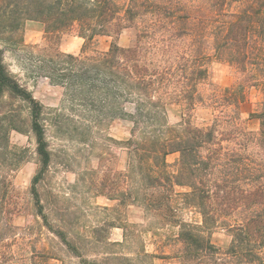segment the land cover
Wrapping results in <instances>:
<instances>
[{
  "label": "trees",
  "instance_id": "1",
  "mask_svg": "<svg viewBox=\"0 0 264 264\" xmlns=\"http://www.w3.org/2000/svg\"><path fill=\"white\" fill-rule=\"evenodd\" d=\"M204 1L206 5L192 0H129L121 7L116 0H0V264L15 259L4 237L6 228L16 237L6 219L15 213L12 172L23 155L11 145L10 134L26 131L25 124L36 138L39 166L31 193L44 225L81 264H136L148 256L142 249L135 257L121 252L131 243L126 232L122 241H110L99 237L100 229L95 228L89 239L71 236L51 224L39 184L52 161L48 124H58V119L48 115L45 105L12 73L1 45L2 41L17 47L25 44L19 31L29 20L44 25L45 38L52 44L38 54L32 51L37 69L64 88L71 108L81 110L84 130L91 132L121 118L132 124L126 141L129 189L121 190L124 173L118 170L104 175L99 184L93 182L96 191L119 204H132L142 193L146 207L160 222L180 228L182 248L175 257L181 264H264V102L256 114L259 134L240 130L246 141L237 145L247 152L250 142L254 143L252 154L223 146L236 134L217 138L214 128L194 126L184 115L178 126L168 121V109L174 103L182 101L194 109L198 84L208 78L206 63L211 57L220 56L246 71L258 45L257 31L264 34L263 2L247 0L232 10L233 0ZM132 27L137 28L134 44L120 45L121 34ZM72 30L85 39L78 55L56 47L62 35ZM99 36L113 38L109 49L84 54ZM174 152L181 155L176 174L168 170L166 159ZM135 176L139 186L134 185ZM176 184L189 188L185 195L200 209L203 227L176 215L169 199ZM239 210L247 215L231 228V244L222 251L204 228ZM114 227L115 223L108 224V229ZM122 228L128 232L132 227ZM91 248L100 258L85 256L84 251Z\"/></svg>",
  "mask_w": 264,
  "mask_h": 264
},
{
  "label": "rangeland",
  "instance_id": "2",
  "mask_svg": "<svg viewBox=\"0 0 264 264\" xmlns=\"http://www.w3.org/2000/svg\"><path fill=\"white\" fill-rule=\"evenodd\" d=\"M128 1L116 0L121 7H125ZM192 1L195 5H206L204 0ZM233 1V8H229L232 10L243 2L247 3V0ZM251 1L264 4V0ZM40 23L25 21L19 31L25 44L17 47L11 42L2 41L1 45L12 73L45 105L48 115L58 119V124H48L52 161L39 184L51 224L66 229L71 236L81 235L89 239L93 238L95 228L100 229L99 237L109 238L110 241H122L126 232V240L131 243L121 248V252L135 257L142 249L148 255L146 259L136 260V264H181L175 257L182 248L178 241L180 228L160 222L146 207L142 193L132 204H119V201L109 200L96 191L93 182L99 184L104 175L114 174L118 170L124 173L120 180L121 190L129 189V149L126 141L131 135L132 124L128 119L121 118L94 127L91 132L84 130L81 110L71 108L64 88L42 75L37 69L38 63L32 58V51L38 54L43 47L49 49L52 46L45 38L44 25ZM140 25L143 27L145 23L141 21ZM136 34L135 27L125 29L119 39L120 45H133ZM256 38L258 45L255 44V55L251 53L246 71L220 56L207 61L208 78L198 84L194 109L187 108L182 101L170 105L168 121L171 126H178L184 115V118L191 119L194 126L214 128L217 138L223 134H236V138L222 144L230 150L243 152L237 145L240 141H246L240 130L252 135L259 134L260 122L256 114L264 102V34L257 31ZM112 40L111 36L96 37L84 54L106 51ZM84 43L85 39L78 35L77 30H72L62 35L56 47L61 52L78 55L82 53ZM24 126L26 131H12L10 134L11 145L23 155L19 168L12 172L15 189L11 204L15 206V213L6 219L13 226L16 237L13 238L7 228L4 237L5 244L11 243L7 248L15 258L11 264H81L80 259L44 225L37 213L31 193L32 180L39 166L36 138L28 124ZM253 152L255 144L250 142L247 152L243 153ZM180 156L179 152L167 155L170 172L177 173ZM135 178H138V182H134V185L139 186V177ZM188 191V187L176 184L169 198L171 206L180 220L201 228L203 216L192 198L185 195ZM246 215V212L239 210L232 215L219 217L210 229L204 228L205 232L224 251L232 241L231 228L241 224ZM109 223H115L116 227L108 229ZM126 224L132 227L128 232L122 228ZM94 250L84 251L85 256L100 258L101 254Z\"/></svg>",
  "mask_w": 264,
  "mask_h": 264
},
{
  "label": "crops",
  "instance_id": "3",
  "mask_svg": "<svg viewBox=\"0 0 264 264\" xmlns=\"http://www.w3.org/2000/svg\"><path fill=\"white\" fill-rule=\"evenodd\" d=\"M41 24V23H40Z\"/></svg>",
  "mask_w": 264,
  "mask_h": 264
}]
</instances>
